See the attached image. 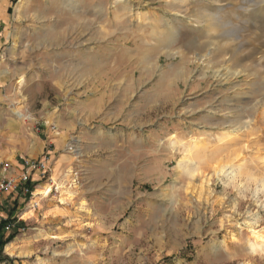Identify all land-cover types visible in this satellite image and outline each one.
Segmentation results:
<instances>
[{"label": "rangeland", "instance_id": "1", "mask_svg": "<svg viewBox=\"0 0 264 264\" xmlns=\"http://www.w3.org/2000/svg\"><path fill=\"white\" fill-rule=\"evenodd\" d=\"M7 20L0 159L45 158L61 187L0 264H264V0H11Z\"/></svg>", "mask_w": 264, "mask_h": 264}, {"label": "built area", "instance_id": "2", "mask_svg": "<svg viewBox=\"0 0 264 264\" xmlns=\"http://www.w3.org/2000/svg\"><path fill=\"white\" fill-rule=\"evenodd\" d=\"M52 168L48 160H25L14 165L9 160L0 159V239L5 240L15 232H21V214L24 210L36 211L43 199L49 198L59 188L52 179ZM34 176L36 178H34ZM47 182L41 187H49L48 196H34L37 183ZM6 205H8L6 207Z\"/></svg>", "mask_w": 264, "mask_h": 264}, {"label": "bare ground", "instance_id": "3", "mask_svg": "<svg viewBox=\"0 0 264 264\" xmlns=\"http://www.w3.org/2000/svg\"><path fill=\"white\" fill-rule=\"evenodd\" d=\"M196 151V150H195ZM185 159H186V161L188 160V158L185 156ZM185 161V162H186ZM179 164L178 165H181L182 163H184V161H179L178 162ZM235 166L234 165H219V166H217V168H216V175H224L227 171H229L228 172V174H230V175H232L233 177L235 176ZM194 174H195V169H189L188 170V175L190 176V177H193L194 176ZM58 185V184H57ZM58 187H61V186H59L58 185ZM40 189H41V191H37L36 193H35V196H37L38 198L41 196V198H45V197H47L48 196V191H49V187L48 186H46V187H40ZM61 201H63V200H60V202ZM64 202V201H63ZM28 211H31V210H28ZM255 235V234H254ZM256 236V235H255ZM256 238H259V235L258 236H256ZM264 240V239H263ZM8 247V249L11 247V245H9V246H7ZM251 248L253 249L254 248V246H251ZM12 254V253H11Z\"/></svg>", "mask_w": 264, "mask_h": 264}, {"label": "crops", "instance_id": "4", "mask_svg": "<svg viewBox=\"0 0 264 264\" xmlns=\"http://www.w3.org/2000/svg\"><path fill=\"white\" fill-rule=\"evenodd\" d=\"M10 8H11V0H0V37L2 36L1 35L2 28L8 21L7 19L9 17ZM0 46H1V41H0ZM37 191H41L40 187L36 188L35 193ZM35 193H34V196H35ZM30 212L31 211L24 213L23 218L30 219L29 217Z\"/></svg>", "mask_w": 264, "mask_h": 264}, {"label": "trees", "instance_id": "5", "mask_svg": "<svg viewBox=\"0 0 264 264\" xmlns=\"http://www.w3.org/2000/svg\"><path fill=\"white\" fill-rule=\"evenodd\" d=\"M15 234H11L8 236L5 240L0 239V250L4 245H6L8 242H10L14 238Z\"/></svg>", "mask_w": 264, "mask_h": 264}]
</instances>
